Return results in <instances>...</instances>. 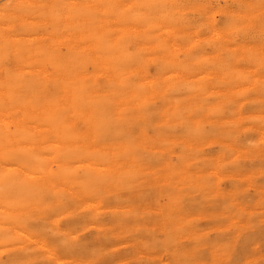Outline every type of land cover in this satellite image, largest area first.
Returning <instances> with one entry per match:
<instances>
[{
	"label": "bare ground",
	"instance_id": "6f19581e",
	"mask_svg": "<svg viewBox=\"0 0 264 264\" xmlns=\"http://www.w3.org/2000/svg\"><path fill=\"white\" fill-rule=\"evenodd\" d=\"M0 264H264V0H3Z\"/></svg>",
	"mask_w": 264,
	"mask_h": 264
},
{
	"label": "rangeland",
	"instance_id": "374dc122",
	"mask_svg": "<svg viewBox=\"0 0 264 264\" xmlns=\"http://www.w3.org/2000/svg\"><path fill=\"white\" fill-rule=\"evenodd\" d=\"M3 0L0 1V3L2 2ZM150 3H152V0H150ZM144 27H148V26H144ZM165 29V25L164 23L162 22H157L155 23V26L152 28V29H149V27L147 28V31L145 33H152V34H161L163 33Z\"/></svg>",
	"mask_w": 264,
	"mask_h": 264
}]
</instances>
